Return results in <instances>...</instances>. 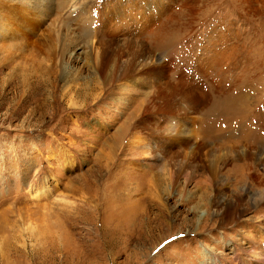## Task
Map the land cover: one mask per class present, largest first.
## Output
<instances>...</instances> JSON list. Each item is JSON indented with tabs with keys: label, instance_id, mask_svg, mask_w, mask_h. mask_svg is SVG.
Returning <instances> with one entry per match:
<instances>
[{
	"label": "rangeland",
	"instance_id": "obj_1",
	"mask_svg": "<svg viewBox=\"0 0 264 264\" xmlns=\"http://www.w3.org/2000/svg\"><path fill=\"white\" fill-rule=\"evenodd\" d=\"M183 1L0 0V264H264V0Z\"/></svg>",
	"mask_w": 264,
	"mask_h": 264
},
{
	"label": "bare ground",
	"instance_id": "obj_2",
	"mask_svg": "<svg viewBox=\"0 0 264 264\" xmlns=\"http://www.w3.org/2000/svg\"><path fill=\"white\" fill-rule=\"evenodd\" d=\"M175 2H179L180 0H174ZM183 1V0H182ZM185 1V0H184ZM183 1L184 4L182 5H185V2ZM187 4H189V6H191V0H187ZM217 2V1H216ZM255 2H258L256 0L254 1H251L250 4V9L248 12H246V15L248 13V17L251 16V13L253 15V12L252 10L256 11V12H259L261 10V8L263 6H256ZM195 5V4H194ZM198 5V4H197ZM195 7H197L195 5ZM194 7V8H195ZM246 7V6H245ZM186 7L184 6V9ZM198 8V7H197ZM247 8V7H246ZM165 10V9H163ZM248 10V9H247ZM261 12V11H260ZM165 13V12H164ZM167 13V12H166ZM198 12L196 11L195 14H197ZM245 13V12H244ZM173 15V14H172ZM171 15H168V17H170ZM175 18V17H174ZM173 18V19H174ZM245 20H247V18L245 17L244 18ZM141 23H144V20L142 19L141 20ZM222 24V23H221ZM173 27V28H172ZM172 27L168 26V25H165L163 28V31L161 32V41L159 43V45L161 47H164L165 44H175L176 41L173 40L172 38L169 37V33H171V31L175 30V25H173ZM219 28V27H218ZM213 29V33H220L218 31L217 28H212ZM223 29V28H222ZM180 30V29H178ZM183 30V29H182ZM181 30V31H182ZM217 31V32H216ZM223 31V30H222ZM222 33V32H221ZM173 34V33H171ZM180 38V37H179ZM233 37L231 36V33H228V34H219V35H213L212 37V40H213V45L215 46L214 48H212L211 50H209V52H211L210 56H207L205 58V66H210V69H214L216 68L217 66H223L224 62L227 61V60H244V63L246 64L245 66H250L248 64H250L249 62L251 61H254V59H250L248 56H249V53H246L242 47H237L235 46V43H232L230 40L232 39ZM249 47H252V44H248ZM217 46V47H216ZM244 48V47H243ZM255 55V54H254ZM256 56V55H255ZM261 63V60L257 61L255 64L251 65L252 67H256L257 64H260ZM247 70H249V68H247ZM226 71H228V69H226ZM250 71V70H249ZM211 83L215 86H218L220 87L222 85V90L224 89V85L222 84L223 81L222 80H211ZM235 90V89H234ZM233 92V91H232ZM230 93L229 95V101L231 100L230 104L228 105L227 107V111H231L235 114L238 115V113H241L243 116H247L248 112H249V108H250V105L253 103V102H250L248 101L246 98L242 99V96H244L240 89L237 88L233 93ZM238 99L240 101H238ZM236 101V104L233 102V101ZM190 108L193 110V111H198L199 108L198 106L194 105V104H191ZM229 111V112H230ZM238 123L237 126H234L231 130L232 131H237L238 129H240L242 127V125L244 124V120L243 121H240L238 120ZM250 130H241L245 133H248L251 135L253 133V130L251 128H249ZM236 133V132H235ZM244 168V167H243ZM238 169V168H237ZM235 206V205H234ZM232 206L230 211H229V215L230 217L237 212L236 211V206L234 207ZM231 217V218H232Z\"/></svg>",
	"mask_w": 264,
	"mask_h": 264
},
{
	"label": "snow or ice",
	"instance_id": "obj_3",
	"mask_svg": "<svg viewBox=\"0 0 264 264\" xmlns=\"http://www.w3.org/2000/svg\"><path fill=\"white\" fill-rule=\"evenodd\" d=\"M165 243H167V242H165ZM163 247V246H162Z\"/></svg>",
	"mask_w": 264,
	"mask_h": 264
}]
</instances>
